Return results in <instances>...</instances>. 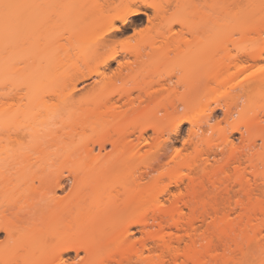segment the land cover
Wrapping results in <instances>:
<instances>
[{"label": "bare ground", "instance_id": "6f19581e", "mask_svg": "<svg viewBox=\"0 0 264 264\" xmlns=\"http://www.w3.org/2000/svg\"><path fill=\"white\" fill-rule=\"evenodd\" d=\"M27 1L31 4L30 0H13L14 8L3 14L12 15L17 22L27 10ZM139 1L159 13L163 11L145 0H97L98 19H104L110 10H124L102 26L93 53L82 55L99 56V67L104 71L97 67L96 73H87L78 63H72L68 70L69 65L63 61L57 67L60 56H72L71 46L59 45L41 55L51 62L57 60L54 71H60L73 85L68 96L62 98L56 91L42 96L29 86H20L22 82L16 83L12 92L0 93V102L25 105L15 115L3 114L0 106V233L5 234L4 240H0V264H264V200L251 199L250 181L241 167L243 154L233 152L231 158L239 163L233 180L247 200L239 197L236 207L227 210L207 194L208 187L216 191L227 185L230 180L227 178H231L227 167L199 169L196 141L189 138L184 143L197 149L196 154L190 155L169 147L175 142L164 138L171 120L157 114L160 108L155 102L161 98L163 89L155 88V83L160 84L161 77L146 81L148 76L136 70L146 61L145 56H151L148 58L155 65L164 60L158 45L162 28L135 29L133 36L137 37V43L122 50L125 56H134L135 60L121 62L119 52L111 49L110 38L122 31L117 23L125 26L134 17L147 13ZM259 14L252 18L264 30V11ZM81 22L84 24L76 20L67 31L80 32L87 28ZM2 35L0 31V77L9 60L6 54L9 49L1 45ZM15 39L9 38L8 42ZM172 45L171 51L175 42ZM244 51L252 63L230 56L228 61L216 65L210 57L211 66L204 78L223 82L226 76L235 74L232 69L248 74L246 84L257 91L258 108L252 106L242 112L241 118L249 138L256 135L260 139V144L249 147L247 158L252 173L264 185V128L258 124L264 121V40H257ZM114 62L119 67L107 74ZM23 63L20 77L29 80L43 66L39 59ZM94 74L107 79V83L123 81L132 83V87H120L111 96L94 102L92 95L83 104L76 99L75 92L78 84H85ZM100 84L98 80L93 88ZM241 89L246 91L247 86L242 84ZM53 96H60L61 103L41 111L47 105L46 98ZM181 101L184 116L190 112L184 121L193 123L194 99L184 97ZM178 109L179 106L174 111ZM182 123L176 124L174 133H179ZM80 127L90 128L95 135L86 137L77 130ZM148 130L155 134L152 141L146 135ZM197 131L192 128L191 136H197ZM145 145L150 149L143 150ZM108 146L116 150L115 155L103 154ZM176 159H180L178 165L194 173L189 176L185 192L179 191L166 206L162 197L171 191L169 185L179 186L181 181L171 180L161 191L156 185L164 175L172 174L160 168ZM184 208L189 212L185 213ZM208 218L213 222L210 228L217 230L218 237L221 235V248L213 242L210 229L205 233L197 231V221L208 222ZM173 227L185 230L189 237L183 249L175 247L166 234V229ZM216 247L222 249L221 256ZM169 258L173 259L172 263Z\"/></svg>", "mask_w": 264, "mask_h": 264}, {"label": "rangeland", "instance_id": "374dc122", "mask_svg": "<svg viewBox=\"0 0 264 264\" xmlns=\"http://www.w3.org/2000/svg\"><path fill=\"white\" fill-rule=\"evenodd\" d=\"M30 1L31 4L27 1L25 7L27 10L22 17L17 22H14L12 15L3 14L6 10L10 11L14 8L13 0H0V31L3 33L1 45L4 44V48L9 49L6 52L9 57L8 64L0 77V93L12 92L16 87L15 84L22 82L20 86H29L31 91L34 90L36 93L38 91L42 96L48 91H56L64 98L70 94L73 85L67 78L62 77L60 71H54L55 68L63 61V63L65 62L69 65L68 70H71L72 63H78L81 64L87 73H96L97 67L100 71H104L103 68L99 67V56L82 55L93 53L101 37L102 26L112 17L122 15L124 10L123 8L110 10L106 13L104 19H98L97 0ZM145 1H148L146 3H150V5L159 6L163 11L159 13L153 7L145 6L142 0L141 4L139 1V6H142L147 13L134 17L132 22L125 26L118 22L117 24L122 26V31L117 32L115 36L110 38L112 40L111 46L113 47L111 49L119 52L120 56H118V59L121 62L127 59L135 60L134 56H125L124 52H122L125 48L137 43V37L133 36L135 29L151 26L162 28L163 32H161L163 34L159 36L158 45L161 47L164 60L155 65L153 64V59L148 58L151 56H145L144 59L146 61L142 65L139 64L136 70L148 76L146 81H156L158 77H161L160 84L155 83V88L163 89L162 95L155 103L160 108L157 112L158 116L167 117L168 120H171L164 133V138H170L172 142H175L174 146L170 143L169 147H175L182 153L196 154L197 149L193 145H184L190 138L197 142L199 148L197 152V168L200 169L204 166L214 167L215 169L219 166L221 168L227 167V172L230 174L232 181H230L231 178H227L230 179L227 180L229 181L226 182L227 185L221 186L216 191L210 190V187H208L209 190L207 191V194L211 195L212 198L210 199L209 197L208 199L217 201L220 208L227 210H232L236 207V201L240 199L239 197L247 200L246 195L240 194L243 192H241L239 184H235L233 180L239 163L231 158L233 152L243 154L241 167L245 169L250 181L251 199L253 201L264 200V185L252 173L250 161L247 158L249 147H252L253 144H260V139L256 135L249 138L241 118L242 112L247 111L252 106L258 108L257 91L251 90L250 87L252 85L248 87L249 85L246 84L248 79L246 81L245 77L246 75L248 77V74L237 73L235 69H232L235 74L226 76L227 79H224L223 82L218 83L204 78L207 72L206 69L211 66L210 57L214 59L216 65L228 61L230 56L238 57L243 63H246V61L249 64L252 63L251 60L247 59L244 50L249 49L257 40H264V30L259 29L252 18L253 16L261 15L259 13L264 11V0ZM32 10L33 12L31 13ZM66 12L70 13L69 16L66 15ZM76 20H82L84 24L82 22L81 24L87 26V28L85 27L80 32H68L67 29L75 25ZM192 28H194V32H192ZM212 30L214 32L212 34L213 37L210 36ZM13 37L16 38L15 42H8V39H13ZM174 42L175 49L171 51V47L174 48L172 45ZM59 45L71 46L70 54L72 56H60L61 59L56 60L59 63L56 61L51 62L47 56H41L45 53V50L58 47ZM9 51L11 52L10 54ZM195 56L201 59L202 62L197 61ZM37 59L43 62V66L40 69L41 72H33L34 77L31 80L21 78L20 70L24 66L23 62L27 61L29 63L34 60L37 61ZM55 63H57V67H54ZM262 64L264 65V63ZM118 67V62H114L111 68L106 70V73L112 74ZM228 77L231 78L228 79ZM98 80L101 84L94 89L93 87ZM104 80L102 76L94 74L93 78H90L85 84H78V89L75 92L76 99L85 104L92 95V102H94L103 97H108L110 94L112 95L120 87H132V83L124 84L123 81L115 83L108 81L107 83V79ZM240 84L247 86V90H242ZM60 96L47 97L45 100L47 105L40 106L41 111H46V109L60 104L62 101ZM184 97L194 99L196 107L194 116L192 115L193 118L191 119L193 123L184 121L190 115L189 112L184 116L185 110L181 107L183 104L181 99ZM0 106L3 114L7 115H15L19 110L25 108V105L8 104L5 100L0 102ZM178 106L179 109L174 111ZM253 111H255V108ZM254 114L251 113L250 115ZM261 121L258 124H260L261 128H264V121ZM180 122L184 123H182L179 133H174L176 124ZM192 128H195L196 131L198 130L196 132L197 136H191ZM77 130L89 138L95 135L90 128L82 130L80 127ZM146 135L150 138V141H152V137H155L152 130H148ZM184 146L187 148L185 149ZM149 149L148 145L143 146V150L147 151ZM115 152L116 150L112 146H108L103 151V154L113 156ZM170 154H172V151ZM179 160H169L171 162L169 163L170 165L160 168L162 172H172L170 176L164 175L162 180L158 181L156 187L160 191L165 185H169L168 183L171 180L181 181L179 186L174 183L169 185L171 191L162 197L166 206L170 205L174 195L179 191L185 192L189 176L194 173L185 166L178 165ZM140 165L144 167L145 163ZM156 175L158 176L159 174L156 173ZM183 211L185 213L189 212L188 208H184ZM233 216L235 218L236 215ZM208 219L210 220L208 221ZM208 219V222L197 221V231L205 233L210 229L213 242L215 241L216 246H219L220 243L222 244L219 238L221 235L218 237L217 230L210 228L213 222L211 223V218ZM166 234L172 238L175 247L180 249H183L189 241V237L183 229L167 228ZM137 236H140V234L137 233ZM4 238L5 234L0 233V240H4ZM263 239L262 242H264ZM220 248H217V251L220 252L221 256L222 249ZM215 254L217 255L218 253L215 252ZM71 256H74V254H71ZM222 256L224 257L223 253ZM215 258L213 256V260ZM217 258L219 259L220 257L217 256ZM170 262L172 263L173 259H170Z\"/></svg>", "mask_w": 264, "mask_h": 264}]
</instances>
